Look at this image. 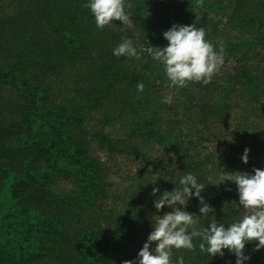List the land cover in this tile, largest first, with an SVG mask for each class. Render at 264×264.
<instances>
[{"label": "trees", "instance_id": "trees-1", "mask_svg": "<svg viewBox=\"0 0 264 264\" xmlns=\"http://www.w3.org/2000/svg\"><path fill=\"white\" fill-rule=\"evenodd\" d=\"M86 3L0 0V264H123L155 215L170 211L157 213L152 187L171 190L189 171L207 182L264 168V0H178L162 28L147 0H125L138 51L164 46L172 23H196L216 50L223 44L231 66L184 88L168 87L146 53L114 56L125 25L97 28ZM119 156L137 162L125 186L111 180ZM229 186L202 193L226 224L245 215ZM187 210L198 213L195 198ZM255 243L245 245V264H264ZM181 255L185 264H234L226 250L174 249L172 259Z\"/></svg>", "mask_w": 264, "mask_h": 264}, {"label": "clouds", "instance_id": "clouds-1", "mask_svg": "<svg viewBox=\"0 0 264 264\" xmlns=\"http://www.w3.org/2000/svg\"><path fill=\"white\" fill-rule=\"evenodd\" d=\"M86 7L95 18L96 27L103 29L119 21L132 27L131 14L126 11L125 0H87ZM227 22V18H223ZM205 29L196 23H172L162 33L167 41L164 46L148 44L138 51L133 41L122 37L121 42L112 49L116 57L141 58L146 53L152 60L163 66L168 87L184 88L189 82H211L214 73L224 64V47L219 49L205 39ZM137 91L142 92L144 85L137 83ZM166 102H169L166 99ZM250 149L245 147L240 160L247 164ZM156 179L150 180L153 185ZM207 182L198 179L191 171L179 176L171 190H161L158 186L151 189L153 207L157 213L162 209H170L157 214L152 221V230L146 237L136 257L123 261V264H185L184 257L175 260L173 250L185 249L189 252L199 248L201 253L210 257H224L225 250L234 257V264H245L250 255L245 252V245L255 241L254 250L264 248V168L253 167L251 172L236 170L218 172L215 176H207ZM230 184L235 185L238 204L247 214L231 223L216 219L215 208L211 206L202 193L207 185L217 188L225 185L231 191ZM198 202V213L187 210L191 199ZM213 213L211 218L209 214ZM208 218L202 225L198 218ZM199 241L198 244L194 241ZM228 264H233L229 261Z\"/></svg>", "mask_w": 264, "mask_h": 264}, {"label": "rangeland", "instance_id": "rangeland-1", "mask_svg": "<svg viewBox=\"0 0 264 264\" xmlns=\"http://www.w3.org/2000/svg\"><path fill=\"white\" fill-rule=\"evenodd\" d=\"M148 6L151 8V11L157 15V18H153V21L157 24L158 27L163 24L165 17L172 15L174 12L179 11V7H177L178 0H147ZM162 28V27H160ZM125 30L128 31V38L133 41L134 45H141L143 42L140 40L141 35L139 34V30L133 29L132 27H128L125 25ZM164 32V31H162ZM233 63L231 60L223 64L219 71L214 73V75L219 74L222 70L227 69ZM111 167V180L113 184H121V186H125V176L130 173L134 172L137 167V162L132 158H127L124 156L117 157L114 161L109 162ZM65 186V185H64ZM245 214L246 211H245Z\"/></svg>", "mask_w": 264, "mask_h": 264}]
</instances>
